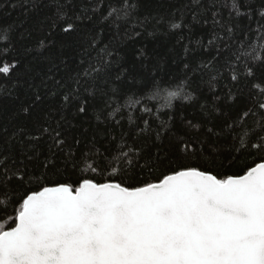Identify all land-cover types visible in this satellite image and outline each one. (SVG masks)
I'll return each mask as SVG.
<instances>
[{"label": "snow or ice", "instance_id": "6c2138e0", "mask_svg": "<svg viewBox=\"0 0 264 264\" xmlns=\"http://www.w3.org/2000/svg\"><path fill=\"white\" fill-rule=\"evenodd\" d=\"M21 6L50 9L41 26L47 36L75 34L80 59L65 79L61 52L37 83L31 33L14 42L5 31L0 103L16 107L0 125V264H264V24L258 51L251 24L241 23L253 20L254 0H181L167 14L145 0H88L90 10L73 15L69 0ZM100 17L118 46L104 42ZM195 26L209 30L206 43L195 40L208 54L199 63L189 47ZM158 34L175 44L149 51ZM177 46L183 76L162 74ZM185 106L191 118L178 113ZM246 155L253 159L240 171L216 170Z\"/></svg>", "mask_w": 264, "mask_h": 264}, {"label": "trees", "instance_id": "16d2710c", "mask_svg": "<svg viewBox=\"0 0 264 264\" xmlns=\"http://www.w3.org/2000/svg\"><path fill=\"white\" fill-rule=\"evenodd\" d=\"M25 2V0H0V44L4 43L6 40L5 31L10 30L12 34V39L15 42L17 39V34L19 32H25L27 36L28 33H31L30 38L26 39L25 43L28 46L29 53L27 55V60L34 68V74L38 73L36 82L39 83L41 78L47 79L45 75L48 71V67L50 66L52 59L59 58V54L61 52L64 53V59L68 62L69 67L62 68L58 73V76H63L65 79H68L70 75H74L79 66V55L76 53L77 48V36L67 35L60 32L53 34L52 36H47V28L42 27V23L47 16L51 14V10L48 8H44L43 11L39 9L29 10L26 13L24 7L21 4ZM30 2V0H28ZM93 3H97V0H92ZM111 0H99V5L107 6ZM15 3L17 6L13 8L11 5ZM257 12L254 14L253 20L249 21L248 19H243L241 23L243 25L251 24L253 29L252 36L255 43H257V50L259 51V41L255 40V36L257 35V30L260 27V24H264V19H261L258 12L260 10V6L264 3V0H254ZM88 0H69V15H73L75 13H79L81 7H85L86 10H90L87 8ZM181 5V0H145V8L146 10L153 12H160L163 14H167L170 11H175ZM96 17H99V13L101 8L98 6L96 9ZM94 17V19L96 18ZM71 22V21H70ZM259 22V23H257ZM97 24L100 27L104 28L103 40L105 43H112L118 46L122 41L120 36L116 35L115 28H108L102 17L97 19ZM94 27V26H93ZM184 34L186 35V30H184ZM209 38V30L201 28L200 26H195V30L192 33L193 43L189 45L190 48H197L195 44V40L203 39L206 43ZM175 36L165 37L163 35H157L156 39L149 38L147 41L149 44V51L155 48L157 51H164L167 47H171L175 44ZM44 41V47L41 48L40 41ZM187 42V41H185ZM63 46V47H62ZM19 47V44H17ZM126 51H130L127 49ZM183 56L182 49L177 46L175 49V53L170 58L169 63L161 65V73L163 74L165 71L172 74L173 77L183 76L185 69L183 68V60L181 57ZM192 58L195 59L198 63L201 60H206L208 54L203 52L202 49L197 48V51L191 54ZM223 63V61H221ZM219 65L213 64L210 68L203 69L205 75L204 79L207 80L208 77L215 72L216 68ZM55 71V70H54ZM225 75H227V70H224ZM227 80H222L220 84L217 86L221 88L223 84H226ZM49 86L51 87L52 81H48ZM169 84L161 85V89L168 88ZM172 88H175L176 85H171ZM206 88L207 85H204ZM186 92L189 91L187 87L184 89ZM235 91V89H233ZM159 103H163V101H159ZM179 103V102H177ZM186 104V102H185ZM16 107L10 100L4 103H0V125L11 124V113ZM180 115H183L187 118H191L193 112L187 106L180 108L177 110ZM27 123L30 130H32L33 134H38L35 130V125L33 122H21ZM177 135L182 133V126L180 125L179 116L176 119V129ZM223 142V141H222ZM171 152L176 155L178 154L176 144L173 142L171 146ZM47 152L46 146L42 149V157ZM18 155V152H17ZM41 157V158H42ZM253 158L250 156H244L240 158L239 162L235 163L231 168H222L219 166V162L216 166L217 171H229V172H237L245 167L246 164L250 163ZM18 163V160H17ZM165 171L163 166L160 167L159 171L153 170L151 174L145 172L143 174V179L147 181L150 176L152 179H155L160 172ZM140 173H135L130 182L135 183L139 179ZM57 177H53L56 179ZM77 177L75 175H71V179L75 180ZM98 178V177H97Z\"/></svg>", "mask_w": 264, "mask_h": 264}]
</instances>
